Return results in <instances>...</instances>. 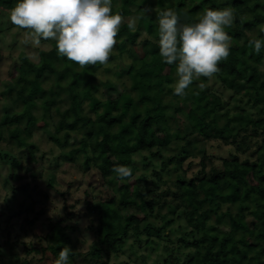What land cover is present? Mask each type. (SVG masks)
I'll return each instance as SVG.
<instances>
[{"label": "trees", "instance_id": "trees-1", "mask_svg": "<svg viewBox=\"0 0 264 264\" xmlns=\"http://www.w3.org/2000/svg\"><path fill=\"white\" fill-rule=\"evenodd\" d=\"M112 3L113 13L126 17L110 57L121 63L81 68L58 55L55 41L46 49L38 48L37 61L23 50L14 58L5 79L6 89L0 91V102L8 97L9 101L1 104L3 110L9 106L20 108L12 110L9 120L0 119V162L13 167L18 164L15 148L1 146L2 141L9 139L18 148L25 146L28 164L41 165L30 141L35 125L46 130L63 160L73 161L75 153L82 152L84 167L93 166L102 183L111 189H105L104 198L94 203L88 202L86 191L87 210L96 215L97 223L88 227L94 239L82 260L87 264H107L111 254L117 256L121 251L128 234L136 238L143 234L144 243L149 244L153 235L161 238L162 228L173 220L162 214L165 222L161 227L148 220L158 197L151 195L153 190L136 177L133 163V154L146 150L149 155L144 159L162 158L160 170L153 171L155 177L160 178L161 170L167 169L169 163L179 168L176 190L165 203L171 214L179 212L176 215L189 228L178 242L183 248H191V252L182 260L170 253L163 264H264V48L257 54L248 45L250 39L264 40V0ZM15 5V0H0V39L1 33L13 26L9 17ZM226 6H232L236 16L232 27L225 29L232 37V47L229 57L218 65L220 72L211 79L229 91V98L223 99L220 91L211 86L204 88L210 80L205 77L193 82L186 97L174 95L170 85L177 79L176 64L168 65L160 57L158 13L175 8L180 12L181 23H194L204 9ZM143 8L151 11L137 21L136 31H130L127 18L138 15ZM2 53L0 48V58ZM119 67L129 80L120 88L116 78L124 72ZM101 72L103 78L98 77ZM48 79H52L50 84H46ZM239 83L243 84L241 91L236 90ZM115 85V97L105 98L97 92ZM244 96L254 114L239 103ZM85 102L88 110L83 106ZM33 110L40 111V116ZM71 136L76 140L70 142L77 144L64 150ZM173 141L177 150L164 160L162 151ZM207 142L225 147L226 155L209 153L202 146ZM117 165L129 166L131 178H118L112 171ZM193 166L195 170H191ZM54 182L51 171L46 187L54 189ZM26 187L27 184L22 186L23 192L30 197ZM59 192L66 201L67 190ZM68 206L65 204L64 208ZM77 216L68 210L62 217L50 219L46 231L45 223L37 221L36 216L26 217L25 224L33 226L34 234L45 240L39 247L31 244L24 248L26 255L40 254L33 264H54L65 245L74 251L69 264H75L77 248L71 233L80 231L75 222ZM67 219L74 223L63 225ZM11 227L12 215H8L4 226H0V231H6V244ZM3 248L0 244V264H9ZM20 261L32 264L26 258H16L15 262L21 264Z\"/></svg>", "mask_w": 264, "mask_h": 264}, {"label": "rangeland", "instance_id": "rangeland-1", "mask_svg": "<svg viewBox=\"0 0 264 264\" xmlns=\"http://www.w3.org/2000/svg\"><path fill=\"white\" fill-rule=\"evenodd\" d=\"M16 4L18 0H15ZM126 18V17H125ZM26 36V30L19 29L16 26H12L10 30H4L1 33L0 48L2 49V57L0 58V91L6 89L5 79L8 74V70L15 62V57L19 55L20 51H24L34 61L38 59V48L46 49L50 46L51 40L41 41L40 45L34 46L31 44H25L24 39ZM111 64L121 63L120 59H112L109 61ZM120 68V67H119ZM121 69V68H120ZM124 74L116 78V84L120 88L123 84H128L129 80L125 70L121 69ZM259 71H262V63H260ZM104 73H98L99 78H103ZM107 75V74H105ZM110 78H114L113 75H108ZM52 79H48L46 84H50ZM117 86H113L110 89H98V94H102L103 97H115L117 96ZM211 86L212 89L220 91L223 99L229 98V91L224 89L221 84L216 80L210 79L205 85ZM5 87V89H3ZM243 84L236 85V90L241 91ZM246 96L239 100L240 104L248 107L250 113L254 114V108L249 107L245 100ZM8 97H4L0 102V119L9 120L12 110H18L20 107L9 106L6 110L2 103L8 102ZM232 103V101H231ZM62 106H66L63 104ZM88 110L87 102L83 105ZM36 116H40V111L33 110ZM83 132V131H81ZM80 132V133H81ZM72 135V134H71ZM79 137V136H78ZM69 138V143L64 147V150L72 148L77 144L71 143L73 141ZM30 141L34 144V155L41 163L40 166L32 167V165L26 162L27 151L25 146L18 148L13 141L5 139L1 142V146L10 145L15 148V156L18 158V164L13 167L10 164L0 162V226H4V221L8 215H12V227L10 228V240L8 243H4L7 236L5 230L0 231V244H2L4 259L9 264H17L16 258L27 259L32 264L37 262L40 254L31 253L26 255L24 248L31 246V244L39 247L45 243L44 239L35 235L33 226L30 227L25 224L26 217L31 218L36 216L37 221L45 223L44 231L48 229L46 223L50 219H58L62 217L66 211L72 210L78 216L76 218V226L80 230L79 233H71V238L76 244L77 252L74 256L75 264H87L84 262L83 255L90 249L93 241V232L88 228L90 225L94 226L97 223V218L94 213L87 210L88 203H86L87 194L89 193L88 202L94 203L101 200L105 196V189H111L102 183V180L98 177L93 166L85 168L83 165L84 156L82 152L75 153V159L73 161L63 160L59 155L57 146L51 141L47 135L46 130L35 125L33 127V134ZM8 142V143H7ZM202 145V144H201ZM209 153L216 155H226L227 150L225 147H216L215 143H205L202 145ZM169 148L162 151L163 159L165 160L168 155L177 150L176 142L173 141L169 144ZM199 153L200 148H196ZM149 155L148 151L137 152L133 154V163L135 165V175L140 177L141 183L149 187L152 191L151 195L158 197L157 201H153L152 213L148 216V220L157 227L164 226V220L162 214H166V217H173L170 224H167L162 228L161 238L152 236L153 240L149 244L144 243V235L136 238L132 234H128L125 240L121 244V251L117 256L110 255L109 262L107 264H163L167 256L172 253L178 256L181 260L184 259L187 253L191 252V248H183L181 243L178 242L183 233L189 230L182 217H178L176 214H171L167 207L166 201H170L172 194L176 190L175 179L179 168L174 166V163H169L167 169L161 170L160 178L153 175V171L160 170L162 158L154 157L149 161L144 159ZM198 159V157H195ZM186 161V160H185ZM186 163V162H185ZM195 170V166L191 170ZM53 171L54 173V189L47 188L48 174ZM139 178V179H140ZM158 178V179H157ZM27 184V191L30 193V197L23 192L22 186ZM67 190V200L63 199V196L59 191ZM14 192L13 196L12 193ZM46 193V195H45ZM157 194L159 196H157ZM161 203V205H159ZM176 203V202H175ZM69 205L67 209L64 205ZM71 205H73L71 207ZM225 206H223L224 208ZM29 210L25 213V210ZM235 210V208H234ZM139 215L141 213L139 212ZM250 219L247 216L246 220ZM74 220H65L62 224L71 223ZM24 225V226H22ZM30 227V228H29ZM224 230L228 228V225L224 226ZM145 261L143 260V258ZM21 264H26L20 261Z\"/></svg>", "mask_w": 264, "mask_h": 264}, {"label": "clouds", "instance_id": "clouds-1", "mask_svg": "<svg viewBox=\"0 0 264 264\" xmlns=\"http://www.w3.org/2000/svg\"><path fill=\"white\" fill-rule=\"evenodd\" d=\"M150 11L143 8L138 15L127 18L128 29L136 31L137 21ZM9 19L26 30L25 44L38 46L42 40L55 41L58 55L81 68L108 64L126 21L122 14L113 13L112 0H18ZM235 19L232 6L206 8L194 23H181L175 8L158 13L160 57L168 65L176 64L177 79L170 85L174 95L184 98L195 80L211 79L220 72L218 65L229 57L232 47V37L225 29L232 27ZM248 45L259 54L264 40L250 39ZM112 171L122 180L132 176L129 166L117 165ZM73 253L65 245L54 264H69Z\"/></svg>", "mask_w": 264, "mask_h": 264}]
</instances>
